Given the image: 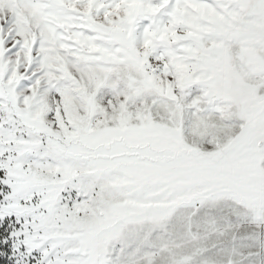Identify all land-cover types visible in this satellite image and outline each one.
<instances>
[{"label":"snow or ice","instance_id":"obj_1","mask_svg":"<svg viewBox=\"0 0 264 264\" xmlns=\"http://www.w3.org/2000/svg\"><path fill=\"white\" fill-rule=\"evenodd\" d=\"M0 264H264V0H0Z\"/></svg>","mask_w":264,"mask_h":264}]
</instances>
